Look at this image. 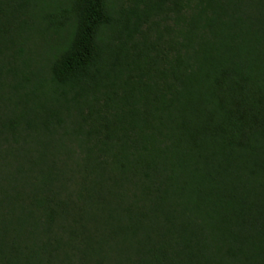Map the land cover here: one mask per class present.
Listing matches in <instances>:
<instances>
[{"label":"trees","instance_id":"1","mask_svg":"<svg viewBox=\"0 0 264 264\" xmlns=\"http://www.w3.org/2000/svg\"><path fill=\"white\" fill-rule=\"evenodd\" d=\"M0 264H264V0H0Z\"/></svg>","mask_w":264,"mask_h":264},{"label":"rangeland","instance_id":"2","mask_svg":"<svg viewBox=\"0 0 264 264\" xmlns=\"http://www.w3.org/2000/svg\"><path fill=\"white\" fill-rule=\"evenodd\" d=\"M115 5L118 6L120 0H114ZM40 27V25H39ZM40 35H28L22 41V48L24 50V59L27 64L23 66L24 71L32 79V83L28 86L32 88V84H44L45 91H51L53 86L49 83L48 69L50 56L47 54V39L51 37L45 25L41 26ZM57 37H55V40ZM52 40V38H51ZM32 73H36L35 77Z\"/></svg>","mask_w":264,"mask_h":264}]
</instances>
